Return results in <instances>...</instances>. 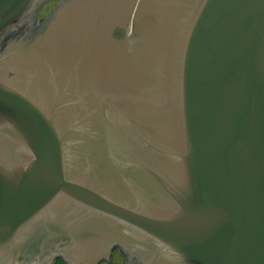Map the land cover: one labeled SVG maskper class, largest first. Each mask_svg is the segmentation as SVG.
<instances>
[{
  "label": "water",
  "instance_id": "1",
  "mask_svg": "<svg viewBox=\"0 0 264 264\" xmlns=\"http://www.w3.org/2000/svg\"><path fill=\"white\" fill-rule=\"evenodd\" d=\"M0 0V264H264V0Z\"/></svg>",
  "mask_w": 264,
  "mask_h": 264
},
{
  "label": "flooded vegetation",
  "instance_id": "2",
  "mask_svg": "<svg viewBox=\"0 0 264 264\" xmlns=\"http://www.w3.org/2000/svg\"><path fill=\"white\" fill-rule=\"evenodd\" d=\"M62 0H45L39 8L37 9L35 16H36V25H42L46 18L49 16V13L55 8L56 5H58ZM137 264L133 257H129L126 254H124L118 247H115L109 258L102 259L97 262V264ZM49 264H84V263H74L71 262L64 257H56L53 261H51Z\"/></svg>",
  "mask_w": 264,
  "mask_h": 264
},
{
  "label": "trees",
  "instance_id": "3",
  "mask_svg": "<svg viewBox=\"0 0 264 264\" xmlns=\"http://www.w3.org/2000/svg\"><path fill=\"white\" fill-rule=\"evenodd\" d=\"M56 7H57V5L55 6V8H56ZM55 8H54V9H55ZM54 9H53V10H52V11L49 13V16H48V17H50V16H51V14H52V12L54 11ZM48 17H47V18H48ZM35 18H36V16H35ZM47 18H46V19H47ZM35 21L37 22V20H36V19H35Z\"/></svg>",
  "mask_w": 264,
  "mask_h": 264
},
{
  "label": "rangeland",
  "instance_id": "4",
  "mask_svg": "<svg viewBox=\"0 0 264 264\" xmlns=\"http://www.w3.org/2000/svg\"><path fill=\"white\" fill-rule=\"evenodd\" d=\"M111 264H116V263L113 262V263H111Z\"/></svg>",
  "mask_w": 264,
  "mask_h": 264
}]
</instances>
